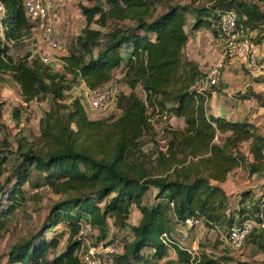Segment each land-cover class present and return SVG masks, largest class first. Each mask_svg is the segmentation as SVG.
<instances>
[{"label": "trees", "instance_id": "1", "mask_svg": "<svg viewBox=\"0 0 264 264\" xmlns=\"http://www.w3.org/2000/svg\"><path fill=\"white\" fill-rule=\"evenodd\" d=\"M1 1L0 81L16 83L24 102L14 107L15 120L21 121L22 108L34 101L48 102L49 109L33 140L24 134L15 141L8 134L0 139V176L9 171L0 185V233L6 219L26 206V184L63 195L41 225L9 247L4 264H85L90 236L83 234L85 225L105 241L110 219L126 233L103 244L119 247L113 264L161 262L169 250L176 258L166 264H224L234 260L226 240L246 219L261 229L254 227L244 245L264 250V194L244 190L233 209L222 186L238 168L264 177V134L248 120L210 113L217 85L201 87L207 72L186 52L194 31L208 28L219 36L222 16L232 9L242 33L260 43L264 0H87L80 3L85 26L60 58L59 69L33 58L32 51L16 53L37 42L42 31L27 16L24 0ZM117 71L131 91L116 94L109 114L91 118L80 88H112ZM76 89L80 94L71 96ZM235 97L254 98L264 107L263 92L249 89ZM172 118L183 125L174 127ZM160 130L163 143L157 139ZM146 138L154 143L149 151ZM244 143L248 154L241 149ZM154 190L155 203L144 204ZM133 206L142 214L139 224L129 221ZM188 219L217 233L220 255L194 253L173 235L178 225L188 227Z\"/></svg>", "mask_w": 264, "mask_h": 264}, {"label": "rangeland", "instance_id": "2", "mask_svg": "<svg viewBox=\"0 0 264 264\" xmlns=\"http://www.w3.org/2000/svg\"><path fill=\"white\" fill-rule=\"evenodd\" d=\"M182 3H186L188 0H179ZM261 1V0H254ZM64 6L62 8L65 9V15L56 24V28L58 30L59 38L62 42V48L57 51H51V57L54 60V63L57 64V69L60 68V58L68 52L69 47L74 41L76 35L82 30V23L84 19L80 9V3L87 4V0H65ZM69 5V6H68ZM261 5L264 9V3L261 2ZM160 10V9H159ZM190 30V26L188 27ZM0 32L3 34L4 30L0 28ZM256 32L250 33V37L254 38ZM264 40V38L262 39ZM263 41L259 43L261 45ZM39 49L41 51L47 50L43 45V42L40 38H38L37 42L31 44L30 47L24 49H17L19 56L25 55L29 51L34 52V50ZM214 53L209 55L210 53L202 52L199 50L195 53L202 62H204V70L208 71L213 65H215L222 57L221 51L219 49L213 48ZM191 49H186V52L189 53ZM264 51V50H263ZM262 51V53H263ZM33 54V53H32ZM34 58V57H33ZM264 59V54L260 55V60ZM226 60V59H225ZM230 61V58H229ZM234 69L238 66H233ZM240 68L241 65H239ZM247 79L248 74L253 72L257 74L261 79V86L264 88V73L263 72H255L247 66L244 67ZM264 71V69L262 70ZM120 72L117 71L115 73V79L112 84L114 85L112 88L116 89L117 93L120 91H124L129 93L131 88L127 85L121 83L119 80ZM227 79V84L225 88H227L230 92L241 91V89L246 88L247 81L238 85V74L235 71L231 70L228 66L223 69V77ZM9 79V78H7ZM222 81V79H221ZM220 81V82H221ZM222 83V82H221ZM14 84V85H13ZM11 84L7 81H0V139L5 137V135H9L11 141H15L20 135L24 134L29 137V139H34L39 134V120L43 113L49 109L48 102L38 103L36 101L32 102L30 106L26 109L25 106L22 108V120H15L14 116V107L18 105H23V99L20 94V89L17 84L13 82ZM207 85V84H206ZM220 85V83L218 84ZM217 85V86H218ZM209 87H211L209 85ZM83 89V88H80ZM80 90L76 89L72 92L71 96H78L80 94ZM137 93H139L143 98L145 97V93L141 88H137ZM86 105V103H85ZM87 106V105H86ZM118 112V111H117ZM89 116L91 118H100L104 116L100 112H92L89 111ZM170 124L174 127H180L183 122L181 119L172 118L170 120ZM158 126V124H156ZM160 127V124H159ZM165 134L162 130L159 131L157 139L160 143H163L165 139ZM146 145L144 146L145 151H149L154 147V143L151 139L146 138ZM248 143L242 144V149H245V153L248 154ZM252 158V157H251ZM247 169H238L234 171L230 181H229V190L227 191L230 196V201L233 209H238L240 205V194L242 191L247 189H255L260 192V197L264 194V177L256 176V178H252L250 174H248ZM9 171L5 172L2 176H0V185L5 182ZM10 186V185H8ZM7 186V187H8ZM27 189V194L30 196L26 206L17 209L9 218L6 219V226L0 233V264H4V255L7 253V248L11 245L15 244L22 238H25L29 233H31L37 226L41 225L45 216L49 212L50 205L63 198V195L56 194L52 190L47 188H36L33 187L32 184L25 185ZM157 190L150 191L148 195L145 197L144 204H154L155 203V194ZM1 199V195H0ZM250 201V199H249ZM251 201L255 203V198H251ZM142 218V214L136 206L132 207V213L130 216V222L133 224H139ZM255 227H259L257 221ZM264 227V226H263ZM261 229V227H259ZM61 230L58 228L57 230L48 233V236H51L52 233ZM90 236L86 239L85 246L92 247L95 246L98 248V256L101 259V264H113V262H109L107 260L106 254L102 249V245L107 241H110L115 238V236L123 238L126 235L125 231H118L117 226L114 221L110 219L108 221L107 234L108 238L103 241H98V236L100 235L97 230H94L89 234ZM173 235L182 243L183 246L190 249L194 253H200L201 251H207L210 253H215L220 255L222 253L221 246L216 247L217 233L215 231H209L205 226L200 225L195 228L189 229L188 227L177 226L173 231ZM88 240V241H87ZM65 246V241L62 246H60V250ZM85 248V249H86ZM88 249V248H87ZM232 257L234 260L225 262L224 264H240V263H249V264H264V250L258 251L256 247L247 242L240 251L231 250ZM174 250H169L168 253H173ZM171 255V254H170ZM53 256V253H50V257Z\"/></svg>", "mask_w": 264, "mask_h": 264}, {"label": "built area", "instance_id": "3", "mask_svg": "<svg viewBox=\"0 0 264 264\" xmlns=\"http://www.w3.org/2000/svg\"><path fill=\"white\" fill-rule=\"evenodd\" d=\"M62 0H24V7L27 16L36 22V28L40 29V39L47 50H34L33 57L39 56L46 64H53L51 51H57L62 48V42L59 38L56 24L62 19ZM5 7L0 0V16L4 14ZM238 13L235 9L227 11L220 22V51L221 59L207 71L205 79L208 85H218L223 77V68L225 67V59L236 58L243 62L245 66L255 72H261L264 69V59L260 60V55L264 50V40L261 45L255 43L248 36L244 35L238 28ZM117 91L109 86L99 87L95 89H87L85 98L88 102V107L92 112H100L103 115L113 111L116 105ZM173 205V203H172ZM188 227L200 226L201 221L196 219H188L186 221ZM256 222L252 219H246L241 225L236 226L231 231L230 236L226 240L227 244L234 251H240L245 243L246 238L251 234ZM93 231L90 224H86L83 229V234L87 235ZM165 237L167 235L165 234ZM88 239V238H87ZM88 241V240H87ZM107 260L113 262L114 255L120 251L117 244L112 243L102 245ZM85 264H101V259L98 256V248L89 247L83 255Z\"/></svg>", "mask_w": 264, "mask_h": 264}, {"label": "crops", "instance_id": "4", "mask_svg": "<svg viewBox=\"0 0 264 264\" xmlns=\"http://www.w3.org/2000/svg\"><path fill=\"white\" fill-rule=\"evenodd\" d=\"M64 1L65 0L61 1V5H63V6H64V3H63ZM61 9H62V13L64 16L65 15V9L64 8H61ZM81 16H83V15H81ZM82 18L84 19V17H82ZM82 23H84L82 25V28H83L85 26V21H83ZM0 28L3 29L1 22H0ZM187 30H189V29L187 28ZM57 32H58V30H57ZM213 48H216V51H217V49L220 50V40H219L217 34L215 35L212 32V30H210L208 28H203L199 31H194V33L191 34L190 41L186 47V49H188V50L191 49V51L188 53V55L191 58L197 60L201 64L202 70L205 73L207 71L204 70L203 65H204V62H206V60L204 62H202L201 59L195 55V53L198 52L199 50H201L202 52L210 53L209 55H211L212 53H214ZM262 54H264V51ZM236 65L238 67L234 69L233 66H236ZM239 65H241L242 68H240ZM227 66L231 70L235 71V73L238 74V81H237L238 85H240L241 82L245 83L247 81L248 83L246 85V88L241 89V91L230 92L227 88H225V85L227 84V79H225V77L222 78V81H221L222 83L220 82V85H218L216 90H213V92L211 94V98L209 100L210 113L215 115V116L226 117V118L231 119V120H239V121L248 120L257 127V129L260 133L264 134V107L254 98L247 99V100H240L237 97H235V94L245 93L249 89H254L256 92H263L264 93V88L260 84L261 79L259 77H257L258 75L255 74L254 72H253V74L249 73L248 74L249 77L247 79H245L246 73H248L249 71L246 72L244 70L245 69L244 67H246V66L239 59L230 58V61L226 64V67ZM261 72L264 73V71H261ZM201 87L204 89H206V88L209 89V85L208 84L206 85L205 82H203L201 84ZM82 88L85 92L88 89L85 86ZM182 122H183V120H182ZM241 149H242V146H241ZM242 150L244 152L246 151L245 149H242ZM248 151H249V147H248ZM249 158L252 160L251 156H249ZM238 169H246V168H238ZM238 169H236V170H238ZM233 173H234V171L231 173L228 181L226 183L222 184L223 188L226 191H230L228 186H229V181H230ZM251 177L256 178V175H253ZM238 208H239V206H238ZM8 249L9 248H7V251H8ZM175 258H176L175 252L168 253V257L166 260L175 259ZM3 259H4V261H6V259H7L6 254L4 255ZM166 260L161 261V262H157L156 260H150L146 264H166Z\"/></svg>", "mask_w": 264, "mask_h": 264}]
</instances>
